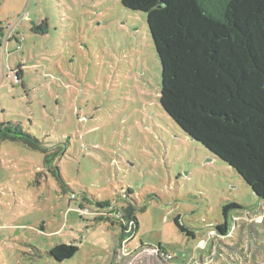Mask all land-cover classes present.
I'll use <instances>...</instances> for the list:
<instances>
[{
	"label": "rangeland",
	"instance_id": "rangeland-1",
	"mask_svg": "<svg viewBox=\"0 0 264 264\" xmlns=\"http://www.w3.org/2000/svg\"><path fill=\"white\" fill-rule=\"evenodd\" d=\"M42 19L48 31L36 34ZM0 22V122L66 143L58 165L78 196L63 192L43 153L4 141L0 264H264V200L162 108L145 12L121 0H0ZM81 188L101 198L132 189L148 205L128 251L114 209L83 204ZM231 203L241 208L219 234ZM179 215L196 238L179 231ZM70 242L80 247L74 257H52ZM158 247L174 259H160Z\"/></svg>",
	"mask_w": 264,
	"mask_h": 264
},
{
	"label": "trees",
	"instance_id": "trees-1",
	"mask_svg": "<svg viewBox=\"0 0 264 264\" xmlns=\"http://www.w3.org/2000/svg\"><path fill=\"white\" fill-rule=\"evenodd\" d=\"M121 2L126 9L147 14L162 67V108L187 136L232 167L264 200V0ZM48 27V20L42 19L31 30L46 34ZM5 31L0 22L3 54ZM8 140L43 153L44 166L52 170L63 192L76 195L58 165L67 153L66 143L51 144L21 124L0 122V145ZM79 195L85 205L114 209L110 221L121 229L120 245L126 241L129 246L140 228L138 214L148 205L139 203L132 189L101 198L81 188ZM237 208L241 207L236 203L223 207L217 233H229L230 213ZM174 222L181 233L196 238L180 215ZM79 250L75 242L61 243L50 254L62 262Z\"/></svg>",
	"mask_w": 264,
	"mask_h": 264
},
{
	"label": "built area",
	"instance_id": "built-area-1",
	"mask_svg": "<svg viewBox=\"0 0 264 264\" xmlns=\"http://www.w3.org/2000/svg\"><path fill=\"white\" fill-rule=\"evenodd\" d=\"M123 244H124L123 250L128 251L127 242L125 241ZM153 252H155L159 256V258L165 262L171 261L174 259V255L172 253L166 251L162 247L154 248Z\"/></svg>",
	"mask_w": 264,
	"mask_h": 264
}]
</instances>
